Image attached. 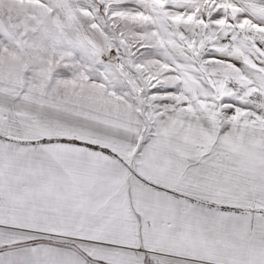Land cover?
Returning <instances> with one entry per match:
<instances>
[{"label":"snow or ice","instance_id":"obj_1","mask_svg":"<svg viewBox=\"0 0 264 264\" xmlns=\"http://www.w3.org/2000/svg\"><path fill=\"white\" fill-rule=\"evenodd\" d=\"M0 264H264V0H0Z\"/></svg>","mask_w":264,"mask_h":264}]
</instances>
